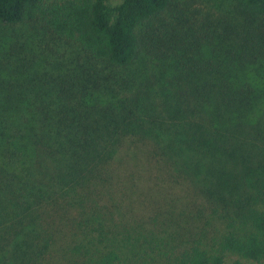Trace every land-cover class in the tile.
<instances>
[{
	"label": "trees",
	"instance_id": "obj_1",
	"mask_svg": "<svg viewBox=\"0 0 264 264\" xmlns=\"http://www.w3.org/2000/svg\"><path fill=\"white\" fill-rule=\"evenodd\" d=\"M109 1L0 0V24L41 15L78 48L43 72L0 60V264H118L150 240L163 264L264 259V172L259 204L218 215L243 204L247 150L264 162V0L198 24L173 0ZM167 133L183 139L152 140ZM201 157L206 184L186 202L165 196Z\"/></svg>",
	"mask_w": 264,
	"mask_h": 264
},
{
	"label": "rangeland",
	"instance_id": "obj_2",
	"mask_svg": "<svg viewBox=\"0 0 264 264\" xmlns=\"http://www.w3.org/2000/svg\"><path fill=\"white\" fill-rule=\"evenodd\" d=\"M68 0H44L43 8L50 9L54 4H61ZM122 0H110L108 5L110 7H115L119 5ZM232 0H173L171 6L172 10L175 8L176 12H183L191 21H197L198 23L205 21H214L221 16L222 13L227 11V8H231ZM171 10V11H172ZM170 11V12H171ZM169 12V13H170ZM167 14L169 16L168 21L172 22L174 20L173 13ZM178 16H181L178 13ZM143 36L146 34L145 30L141 33ZM78 52V48L73 43H69L66 39L60 38L57 35H54L47 25V21L43 16H38L36 20L19 24V25H3L0 24V60L10 57L13 59V63L21 58L25 60L27 64L33 63L38 65L42 64V72L45 68H50L51 63L61 62L63 59H70L72 55ZM142 54V53H141ZM139 64H134L129 69L131 71L136 70ZM133 77L132 73L127 69L121 71L120 77L127 79L129 76ZM167 135V136H166ZM180 140L182 137L174 134L167 133L158 137H154L153 141H172ZM247 155L250 160L248 174L249 179H252L251 184L244 183L243 187L239 190H233V193H237L239 197L241 196L243 204L229 203L228 200H225L221 203L222 211L218 212V215H230L235 217L234 209L240 210L243 208L245 211H249L250 207L259 204L258 197V181L262 178L261 173L264 172V162L261 158V153L259 148H251L247 150ZM176 155V159L181 166L188 168L190 162L195 161V152L191 150H184V154ZM200 170L197 172L190 169L189 171L182 170V174L186 176V185L191 187L190 189L187 186H176L168 191V194L165 193L167 197L179 198L180 202L187 201V197L192 192V187L196 182L201 181L202 184H206V180L203 175V166L206 161L203 157L197 159ZM232 165V162H229ZM212 176L207 175L206 178ZM213 180V177L211 178ZM257 180V183L255 182ZM232 185H229L228 190L232 189ZM142 190V189H141ZM156 195V193H155ZM164 195V194H162ZM158 194L156 195V197ZM160 198V196H158ZM161 199V198H160ZM140 202V198H139ZM237 205V206H236ZM236 206V207H235ZM257 207H260L257 206ZM224 224L228 222L226 220H221ZM236 221V220H235ZM196 225V224H195ZM199 227V225H197ZM201 226V225H200ZM217 227V226H216ZM198 232V231H196ZM211 237H216V232L213 230L211 232ZM197 234H192L188 236L187 240L191 241L192 239H197ZM162 250L161 246L156 240H150V242L140 243L139 246H136L133 250L122 251L120 261L118 264H163L165 258L161 256ZM224 262L223 264H264V259L261 260H250L236 254L234 252L228 251L223 255Z\"/></svg>",
	"mask_w": 264,
	"mask_h": 264
}]
</instances>
